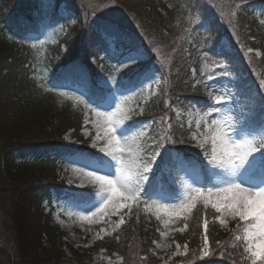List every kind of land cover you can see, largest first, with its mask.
I'll return each mask as SVG.
<instances>
[{"label": "trees", "instance_id": "16d2710c", "mask_svg": "<svg viewBox=\"0 0 264 264\" xmlns=\"http://www.w3.org/2000/svg\"><path fill=\"white\" fill-rule=\"evenodd\" d=\"M60 7L49 10L42 19L40 0H0V264H62L64 247L74 260L82 256L63 241L62 231L44 213L43 203L55 196L82 200L88 191L65 192L55 183V158L75 151L64 144L71 134L84 149L81 130L85 104L56 102L55 87L73 65L87 70V82L68 80L70 87H83L91 99L102 75L115 76L117 86L126 90L136 87L149 70L160 77L157 96L145 106L144 119H151L153 140L167 128L184 143L167 145L184 161L197 163L200 151L186 139L187 133L172 114L173 108L195 106L200 111L213 108L221 86L242 102L233 109L235 122L259 128L264 122V0H59ZM241 8L237 10L235 5ZM63 9L68 17L59 13ZM235 13V15H233ZM95 23L113 22L120 32L117 47L122 55L144 53L134 73L113 71L121 55L107 57L100 51L103 33L90 28ZM76 17H79L77 20ZM25 25H18V20ZM201 22L212 25L207 31ZM58 30H56L57 28ZM40 28L57 31L49 43L36 38L23 40L25 35L37 36ZM67 29V32L64 31ZM195 33V35H194ZM40 41H44L43 44ZM216 41L230 43L234 67L226 75L217 67ZM36 47L33 48L32 45ZM249 49H259L256 58ZM157 50V54H156ZM158 55L168 58L167 67ZM227 64L228 62L225 61ZM231 67V65H229ZM238 77L235 89L223 87L222 78ZM249 86V89L247 88ZM110 91L109 89H107ZM251 93H247V91ZM181 133L183 135H181ZM162 152V151H161ZM163 154V155H162ZM159 157V171L172 162V153ZM199 170L204 178L209 175ZM166 188L180 191L175 175L166 180ZM151 192V184L146 186ZM145 196L132 207L119 231L99 246L109 254H117L121 264H151V249L158 241L161 221L145 209ZM217 214L204 200L196 202L191 212L180 221L184 231L176 233L178 241L188 247V255L177 264H251L244 253L241 236L245 223L232 221L222 228ZM207 221L208 231L204 232ZM238 224L241 226L237 230ZM208 236L207 255L204 235ZM10 241L5 246V240Z\"/></svg>", "mask_w": 264, "mask_h": 264}, {"label": "snow or ice", "instance_id": "6c2138e0", "mask_svg": "<svg viewBox=\"0 0 264 264\" xmlns=\"http://www.w3.org/2000/svg\"><path fill=\"white\" fill-rule=\"evenodd\" d=\"M58 7H60L59 0H40L42 19L49 10ZM235 8L239 10L241 5L237 3ZM99 17L95 16L90 24V28L94 32L103 33V43L99 50L106 53L109 58L121 55L120 48L116 46L120 38L117 26L113 22L95 23ZM68 19H72V17H68ZM76 19L78 20L79 17H76ZM17 24L25 25L26 22L21 19L17 21ZM200 26L204 27L207 31L212 29L210 22L208 24L201 22ZM64 31L67 32V29H64ZM40 43L43 44L44 41H40ZM32 47L35 48L36 45L33 44ZM216 47L217 51L215 55L223 57L222 60L216 62L217 67L223 70L222 74L226 75L234 67L230 51L231 45L230 43L225 44L221 41H216ZM136 53V55H129L123 62H116V67L113 71L115 72L119 68L127 69L129 68L128 66L135 64L139 58L140 50L137 49ZM225 61L228 63L226 64ZM62 77L63 79L59 84L52 85V87H63L68 80L86 83L88 78L86 68L79 64L73 65L65 73H62ZM116 84L117 81L113 75L97 84V91L92 95L91 99H81V97L89 95V92L83 87L79 88V95L75 97L79 103L85 104V107L90 108L97 118L92 122L96 128L93 147L97 146L98 141H103L105 144L104 147L99 148V151L104 155L93 159H85L81 167V171L87 169L84 175L98 184L95 194L96 197H99L98 200L91 196H85V198L78 201V206H83L84 212L90 213V215H82L81 219L90 220L93 216L103 212L109 204H114V207L121 208L127 207L128 201L139 203L142 195L147 200L152 201V204L147 205V207L150 209L155 205L158 213L159 211L167 213L170 208L177 212L181 209H191L196 196H203L205 206L211 203V207L215 209L216 213L223 211L232 219L239 218V221L246 222L243 227L244 236L237 235L235 239H243L245 242L244 253L248 254L251 264H264V187H261L259 190L251 187H242L241 183L233 179L238 170L245 165L251 154L256 153L258 150H264V135L261 136L259 142L254 143L253 140L247 138L248 136H252L251 129L244 125L238 127L237 124L213 119L211 123L215 125L212 129L214 133L212 135L214 146L210 156L207 152L205 153L207 165L201 162L191 163L184 161L173 153L174 163L152 181L150 180V176L161 150L166 145L184 143L185 140L175 139L174 133L171 131L173 126L165 118H162V123H166L167 128L152 140V144L148 148L149 154L145 157L138 150L134 152L132 147L128 145V132L124 131V122L130 119V109L123 107V100L117 103L115 92L107 90L108 85L115 89ZM260 87L264 88V80L260 81ZM61 95L67 96L68 94L61 93ZM222 103L221 99L216 100L217 105H221ZM205 115H209V113H205ZM88 122L86 117L85 125ZM197 127H201V125L198 123ZM261 128L264 129V125H261ZM101 129H103L102 132ZM237 133H240L239 138L237 137ZM141 134L143 135V133ZM181 135L183 134L181 133ZM122 140L124 141V145L121 144ZM195 140H197V136L192 134L190 141ZM139 147L140 145L137 144L136 148L139 149ZM126 148L130 158H125ZM197 167L206 175L213 173L215 169H222L227 173L229 180L226 184L219 185L212 183L209 179L208 184H211V186L193 187L190 192L185 194L183 200L179 204H176L175 201L180 199L179 193L178 191L167 190L165 186L167 178L174 172H184L186 175H190L195 172ZM193 183L203 184V182L198 180L193 181ZM149 184H151L150 194L146 187ZM205 192L207 193L206 195ZM193 193L196 195L194 196ZM229 194L231 195L229 196ZM213 195L216 197L223 196L224 199L212 200L211 197ZM158 200H167V202L157 204ZM98 204L99 207H97ZM93 208H96L95 212L92 211ZM157 219H160L159 215H157ZM220 223L223 224L224 220L221 219ZM240 227L238 224V231ZM203 228L204 232L207 233L208 224L206 220ZM207 244L208 236L205 234V255H207Z\"/></svg>", "mask_w": 264, "mask_h": 264}, {"label": "rangeland", "instance_id": "374dc122", "mask_svg": "<svg viewBox=\"0 0 264 264\" xmlns=\"http://www.w3.org/2000/svg\"><path fill=\"white\" fill-rule=\"evenodd\" d=\"M59 13L64 19L68 17L67 13L63 9H59ZM55 29L47 31L40 28L37 36L29 34L22 37V39L32 41L36 38H41L44 39V41L52 43L54 41V36L58 34ZM56 30H58V28ZM157 53L158 52L156 50V54ZM249 53H252L256 58L260 56L259 49L250 51ZM136 54L137 53L128 55L121 54L120 62L127 59L129 55ZM158 57L162 61V64L167 67L166 61H168V58H163L160 55H158ZM143 60L144 53L140 51L137 62H141ZM136 63L128 66L129 68L127 69L119 68L117 71L120 73H134L137 71ZM104 77L108 78V76L102 75L100 82L105 80ZM221 80L224 81V88L229 85L232 89L236 88L239 81L238 77L234 75H230L229 77L227 76ZM159 82V75L151 69L143 75L136 87L124 90L117 85L115 89H113L110 85L107 86V89H109L110 92H115L117 95L116 102L119 103L120 100H123V107L130 109V119L124 122V131L128 132V145L132 147L134 152L138 150L141 155L145 157L149 154L148 148L152 144V139L150 138V127L152 121L151 119H144L145 106L149 101L158 95L157 87ZM79 88L80 87H70L68 84H65L63 87H55L56 91L54 92V96L56 102L59 105L68 103L78 104L79 102L75 99V97L79 95ZM247 88L249 89V86H247ZM216 92L219 93V98L214 99L215 105L217 99H221L223 103L211 108L212 111H210V109H206L202 112L199 109H196L193 105L186 108L179 107L171 109L174 119L183 125L181 129L187 133L186 139H188L190 143H193L194 147L200 151V159L205 165H207L205 153L207 152L210 156L214 146L212 142V135L214 134L212 129L215 125L212 124L211 121L216 119L221 122L227 121L228 123L237 124L238 127L242 125L241 123L235 122L233 111V109H237L242 100L237 96H231L229 92L223 90L220 85L216 87ZM61 93H67L68 95H61ZM247 93H251V91L248 90ZM83 98L85 97H81V99ZM113 110L115 109L113 108ZM205 113H209V115H205ZM86 117L89 121L87 125H85ZM96 119L97 118L95 117L94 112L91 110L86 112L81 135L83 140L87 142V149H84L81 143L71 136L70 133L64 136V144L71 147L75 153L55 158L57 161V167L54 170V177L55 183L59 186H63L65 192L88 191L92 198L99 200V197H96L95 194L98 189V184L91 181L90 178L84 175V172H86L87 169L81 171V167L85 159H93L97 156L104 155L99 151L100 147L105 146L103 141H98L97 146L93 147V139L96 136V128L92 122ZM198 123L201 127H197ZM261 125H264V122ZM261 125L259 128L244 125L252 130V136H248L247 138L253 140L254 143L259 142L261 136L264 135V129L261 128ZM102 131L103 129H101V132ZM141 133H143V135ZM192 134L197 136V140L190 141V136ZM239 136L240 133H237L238 138ZM121 144L124 145L123 140L121 141ZM137 144L140 145L139 149L136 148ZM161 151L160 156L162 153L170 152L172 154L175 153L180 159H182L180 154L172 151L167 145ZM159 157L153 168L152 175L159 171ZM125 158H130L127 153V148L125 151ZM173 163L174 160L172 156V162L167 167H164L163 170L169 168ZM172 174L175 175L180 185V199L175 201L176 204H179L180 201L183 200L185 194L190 192L193 187L211 186V184H208V180L206 181V178H204L202 173L197 169L190 175H186L184 172H174ZM208 175L214 184L224 185L229 180L227 173H225L222 169H215L213 173H209ZM233 179L236 182L241 183L242 187H251L256 190L264 187V150H258L256 153L251 154L245 165L238 170ZM197 180L203 182V184H194L193 181ZM206 194L207 193L205 192V195ZM193 195L195 196L196 194L193 193ZM230 195L231 194H229V196ZM211 199L223 200L224 197H216L213 195ZM201 200H204L203 196H196L193 207L196 202ZM78 201L80 200L65 198L64 196L57 197L54 193H52L51 199L43 203L44 213L47 214L53 224L62 231L63 241L78 253L83 254V252H85L84 255L88 254V256H82L79 261H75V258L69 251L68 247H64L65 262L62 264H121L122 260L117 254H109L106 249L100 247L99 244L109 238H112L119 231L123 225L125 216L132 207L136 206L137 202L128 201V206L121 208H116L114 207V204H109L103 212L93 216L90 220H84L81 219V216L90 215V213L84 212L83 206H78ZM166 202L167 200H158L157 204ZM100 203H102V201H100ZM149 204H152L151 200L148 204L144 205L145 209L154 213L156 216L159 215V220L161 221L159 239L154 243L150 252L152 257L151 264H177L179 263L178 260L180 258L188 255V247L185 243L178 241L176 233L184 231V226L180 224V221L185 219L193 207L191 209H181L178 212L170 208L167 213L164 211H159L158 213L156 206L153 205L149 209L147 207ZM209 204L211 206V203ZM97 207H99V204ZM92 211L95 212L96 208H93ZM216 214L217 218L215 221L222 228H227L229 223L232 221L241 222L239 221V218L232 219L223 211ZM221 219L224 220L223 224L220 223ZM244 234L245 233L243 231L241 237H243ZM9 243L10 241L6 238L5 246L8 247Z\"/></svg>", "mask_w": 264, "mask_h": 264}]
</instances>
